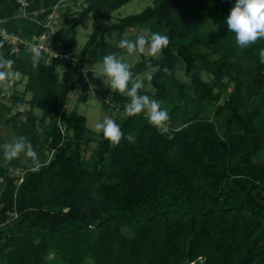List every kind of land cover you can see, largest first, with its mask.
I'll list each match as a JSON object with an SVG mask.
<instances>
[{"label":"trees","instance_id":"1","mask_svg":"<svg viewBox=\"0 0 264 264\" xmlns=\"http://www.w3.org/2000/svg\"><path fill=\"white\" fill-rule=\"evenodd\" d=\"M26 1L22 16L18 0H0V53L26 77L23 91L0 87V123L27 137L39 168L5 159L0 147V264H264V40L235 44L226 24L235 0H153L101 21L80 65L33 61L21 44L12 50V36L41 34L64 0ZM128 1L85 0L56 30L58 50L77 47L84 15L102 19ZM207 19L215 32L201 29ZM136 27L170 39L159 57L131 66L134 75L155 67L154 91L140 94L159 101L170 119L164 134L144 113L115 119L135 141L113 147L85 116L62 108L79 84V100L89 97L80 66L102 61L114 51L109 37ZM180 63L188 83L176 75ZM113 98L125 101L118 92ZM93 137L86 158L83 144Z\"/></svg>","mask_w":264,"mask_h":264},{"label":"clouds","instance_id":"2","mask_svg":"<svg viewBox=\"0 0 264 264\" xmlns=\"http://www.w3.org/2000/svg\"><path fill=\"white\" fill-rule=\"evenodd\" d=\"M226 24L227 30L235 34V44L241 49L255 44L258 40H264V0H235L234 6L226 18ZM3 35L6 36L7 33L4 32ZM169 44L170 39L167 35L146 29L134 40L122 38L116 47L125 50L128 56L139 53L147 54L150 57H159L162 50ZM0 47H2V43H0ZM30 52L33 61L41 56L40 50L35 46L30 49ZM259 60L264 64V48L259 50ZM13 64L14 61L5 59L0 53V81L20 77V72L11 71ZM162 71L165 75L172 74L167 67ZM94 77L101 78L103 84L112 92H118L129 98V102L124 108L125 116L132 117L144 113L148 123L159 130L161 134L167 131L166 125L170 119L168 111L161 109L159 101L148 95L140 94V90L144 87V80H152V71L145 73L143 78L134 75L131 65L125 62L124 56L113 52L103 57ZM94 131L98 134L102 133L103 138L113 147L119 145L122 139H127L130 143L135 141V136L131 133L125 137L120 125L110 117H105L101 122L95 123ZM0 147L3 148L5 159L10 161L23 154L33 162L37 169L39 168L37 152L27 137L17 136L12 142L0 145Z\"/></svg>","mask_w":264,"mask_h":264},{"label":"rangeland","instance_id":"3","mask_svg":"<svg viewBox=\"0 0 264 264\" xmlns=\"http://www.w3.org/2000/svg\"><path fill=\"white\" fill-rule=\"evenodd\" d=\"M85 0H64L59 5L54 8V16L52 18V24L54 29L57 30L59 26H61L64 20L75 18L77 13L81 11V9L85 6ZM153 0H129L127 3L122 5L117 10L105 15L104 18H94L90 14H86L82 17L81 24L75 27L76 31V40H77V53L80 52L84 43L87 40L88 35L93 31L95 26L101 21L105 22H116L120 17H123L128 14H133L142 11L146 6L152 5ZM148 30L145 27H136L125 30L121 35L113 34L109 37V44L113 48V52L118 55H123L125 62L129 63L131 66L134 65L137 61L142 59L143 57L146 60L150 57L147 54H135L132 56H128L125 50L119 49L116 47L118 42L122 38L135 39V37L139 34H142L144 30ZM207 32L213 33L215 32V25L207 19L203 23L201 28ZM101 61L90 64L87 66L89 72L88 76L85 79V83L89 85V97L86 102H81L79 100V96L82 91L83 84H79L72 92L68 95V101L63 106V112H73L77 115H83L86 117V125L91 130L94 131V125L97 122H101L105 117H110L112 119H119L124 116V108L125 105L129 102V98L125 97V101H117L113 98V93L110 88L103 84V80L99 77H94L96 74V70ZM155 67H148L143 70L139 76L141 78L144 77L145 73L148 71L154 72ZM12 71V70H11ZM13 72V71H12ZM176 75L184 82L188 83L189 76L185 74L183 63H180L176 70ZM201 75L204 79L211 78L207 73L201 72ZM26 82V77L20 75L19 78H9L5 81H0V87L8 90L9 92L13 91H23ZM141 91H154L151 83L144 80V87ZM229 91V90H228ZM227 95V92L225 93ZM16 108L12 109V112H15ZM36 112H38L36 110ZM14 135L12 134L9 127L4 126L0 123V145L5 143L12 142L14 139ZM94 139V140H93ZM93 139L88 142V144H83L85 148L83 150L84 157L88 158L91 155L92 150L95 148L97 142L93 137ZM87 147V148H86ZM23 163L29 165L28 159L23 156V154L19 157ZM264 158V154L262 156ZM1 159V158H0ZM5 163V162H4ZM11 172L14 175H19L21 173L20 168H11ZM2 189V178L0 177V191Z\"/></svg>","mask_w":264,"mask_h":264},{"label":"built area","instance_id":"4","mask_svg":"<svg viewBox=\"0 0 264 264\" xmlns=\"http://www.w3.org/2000/svg\"><path fill=\"white\" fill-rule=\"evenodd\" d=\"M20 2V13L22 16L26 15L25 6L27 4L26 0H18ZM54 16V10L51 12L44 21H42V25L45 27V31H43L39 35H33L30 39H23L12 36L9 41L12 44V50L17 52L18 46L21 44L23 47L30 50L33 46L38 48L41 52V55L44 57V62L49 64L51 60L58 59L60 62H74L76 65H80V57L79 52L77 53L76 48H73L69 51H60L57 48V43L53 41V37L55 35L56 30L52 24V18ZM5 37V36H4ZM56 53L58 54L56 56ZM80 76L83 79H86L88 76V69L86 67L80 66ZM191 264H194L193 262Z\"/></svg>","mask_w":264,"mask_h":264},{"label":"water","instance_id":"5","mask_svg":"<svg viewBox=\"0 0 264 264\" xmlns=\"http://www.w3.org/2000/svg\"><path fill=\"white\" fill-rule=\"evenodd\" d=\"M114 120V119H113Z\"/></svg>","mask_w":264,"mask_h":264}]
</instances>
